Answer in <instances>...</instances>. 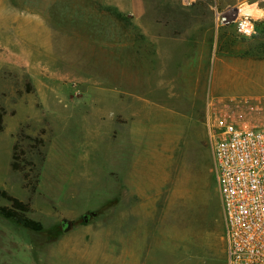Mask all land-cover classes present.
<instances>
[{
    "label": "rangeland",
    "instance_id": "rangeland-1",
    "mask_svg": "<svg viewBox=\"0 0 264 264\" xmlns=\"http://www.w3.org/2000/svg\"><path fill=\"white\" fill-rule=\"evenodd\" d=\"M251 1L1 0L0 189L43 228L0 214V264H227L209 103L264 125ZM141 96L197 121L139 118Z\"/></svg>",
    "mask_w": 264,
    "mask_h": 264
},
{
    "label": "built area",
    "instance_id": "built-area-1",
    "mask_svg": "<svg viewBox=\"0 0 264 264\" xmlns=\"http://www.w3.org/2000/svg\"><path fill=\"white\" fill-rule=\"evenodd\" d=\"M209 127L227 264H264V125H242L211 100Z\"/></svg>",
    "mask_w": 264,
    "mask_h": 264
},
{
    "label": "crops",
    "instance_id": "crops-1",
    "mask_svg": "<svg viewBox=\"0 0 264 264\" xmlns=\"http://www.w3.org/2000/svg\"><path fill=\"white\" fill-rule=\"evenodd\" d=\"M247 3H257L256 1H251V2H247ZM0 5H1V0H0ZM258 5L260 6V3H258ZM261 7V6H260ZM264 9V8H263ZM12 19H11V18ZM29 22V27L27 26V28H30V21ZM16 21H15V17L14 15L11 16L9 15V10L6 9L3 5V7L0 6V38L2 37H7V35H12V38L14 37V34L16 33ZM24 27H22L21 25V31L20 32H24ZM187 39V38H184ZM8 43H10V41H7ZM30 43V42H29ZM41 44V43H39ZM15 45V43H14ZM203 46L200 47V52H203ZM16 48V47H15ZM14 47L12 49H15ZM21 48V46H20ZM17 63V62H16ZM18 65V64H17ZM201 91V90H200ZM199 95H201V93H199ZM185 102H192V106L194 107H198L200 104L199 101V96H198V92L196 93L195 98L192 100L191 98H188L187 100H184ZM191 104L189 103V105L191 106ZM138 105L141 106V112H137V116L142 117L141 115L148 113V111L152 108H155L156 106L161 110V108H164L167 111V115L174 121V122H178L181 120H186L188 121L190 124H194V122L197 121V119L194 117V115L191 113V111L184 112L182 110H177L175 107L170 106V105H165V104H161V103H155L152 100L149 99H145L144 96H141V100L138 101ZM176 106V105H175ZM175 108V109H174ZM147 109V112H146ZM149 114V113H148ZM120 264H128V263H120ZM138 264V263H137Z\"/></svg>",
    "mask_w": 264,
    "mask_h": 264
},
{
    "label": "trees",
    "instance_id": "trees-1",
    "mask_svg": "<svg viewBox=\"0 0 264 264\" xmlns=\"http://www.w3.org/2000/svg\"><path fill=\"white\" fill-rule=\"evenodd\" d=\"M3 115L0 113V129L2 128ZM4 197L13 202V207L0 206V214L6 218L14 219L17 223L30 228L32 230H41L43 228L39 221H36L28 216L25 212L28 210V205L11 195L7 190L0 189V198Z\"/></svg>",
    "mask_w": 264,
    "mask_h": 264
},
{
    "label": "bare ground",
    "instance_id": "bare-ground-1",
    "mask_svg": "<svg viewBox=\"0 0 264 264\" xmlns=\"http://www.w3.org/2000/svg\"><path fill=\"white\" fill-rule=\"evenodd\" d=\"M240 15H244L247 18H261L264 16V9L258 5V3H244L238 6ZM253 24L248 20L242 24V31L252 30Z\"/></svg>",
    "mask_w": 264,
    "mask_h": 264
},
{
    "label": "water",
    "instance_id": "water-1",
    "mask_svg": "<svg viewBox=\"0 0 264 264\" xmlns=\"http://www.w3.org/2000/svg\"><path fill=\"white\" fill-rule=\"evenodd\" d=\"M92 214H93V215H96V213H95V212H92ZM85 220H86V221H88V220H89V217H88V215H85Z\"/></svg>",
    "mask_w": 264,
    "mask_h": 264
}]
</instances>
